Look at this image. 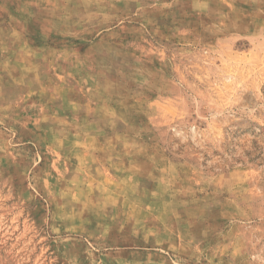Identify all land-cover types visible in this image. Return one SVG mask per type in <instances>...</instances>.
I'll list each match as a JSON object with an SVG mask.
<instances>
[{
  "label": "rangeland",
  "instance_id": "obj_1",
  "mask_svg": "<svg viewBox=\"0 0 264 264\" xmlns=\"http://www.w3.org/2000/svg\"><path fill=\"white\" fill-rule=\"evenodd\" d=\"M0 264H264V0H0Z\"/></svg>",
  "mask_w": 264,
  "mask_h": 264
}]
</instances>
